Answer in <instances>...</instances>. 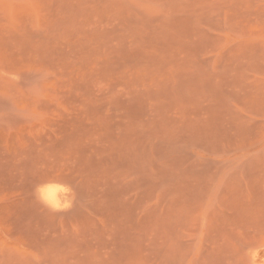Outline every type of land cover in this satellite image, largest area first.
<instances>
[{"label": "rangeland", "instance_id": "rangeland-1", "mask_svg": "<svg viewBox=\"0 0 264 264\" xmlns=\"http://www.w3.org/2000/svg\"><path fill=\"white\" fill-rule=\"evenodd\" d=\"M0 264H264V0H0Z\"/></svg>", "mask_w": 264, "mask_h": 264}, {"label": "bare ground", "instance_id": "bare-ground-1", "mask_svg": "<svg viewBox=\"0 0 264 264\" xmlns=\"http://www.w3.org/2000/svg\"><path fill=\"white\" fill-rule=\"evenodd\" d=\"M58 188L57 184L47 183L44 187V194L51 200L58 199Z\"/></svg>", "mask_w": 264, "mask_h": 264}]
</instances>
